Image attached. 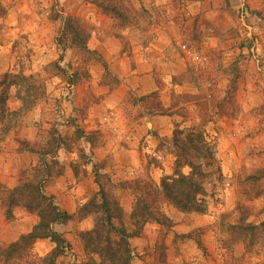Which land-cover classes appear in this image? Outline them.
I'll use <instances>...</instances> for the list:
<instances>
[{"label": "rangeland", "instance_id": "374dc122", "mask_svg": "<svg viewBox=\"0 0 264 264\" xmlns=\"http://www.w3.org/2000/svg\"><path fill=\"white\" fill-rule=\"evenodd\" d=\"M90 2L91 0H0V80L6 73L16 74L22 70L24 75L37 78L45 88V98L25 115L20 128L11 132L0 143V187L7 190L15 188L22 179V172L37 165L35 155L18 154V141H29L38 147L49 136L48 132L55 131L64 138L63 148L57 152V159L64 165V172L68 170L73 173V179L67 180V189L75 187L78 194L85 193L80 194V199H76L81 201L76 202L78 208L98 191L94 183V164H101L105 170L110 162L108 159L98 162L95 160L94 152L101 144L102 136L96 130H89L83 123L88 117V110L102 98L96 97L89 85V94L85 95L87 99L82 98L80 102L82 91L75 97L74 90L78 86L83 89V85L90 83L96 72L95 67H98L95 65L103 68L105 63L100 55L89 48L90 52L86 53L67 42L58 45L56 40L61 38L66 17L75 18L90 33L91 27L86 18L93 17L97 10ZM189 2L192 1L129 0L131 10L126 7L130 11L125 23L103 15L112 22L107 37L118 39L125 53L130 55L134 44L146 48L172 42L170 47L174 52L169 57L177 56L176 59H182L186 69L185 73L176 77L178 80H171V83L185 85L187 93H172L170 107L167 109L162 107L157 93L137 99L130 97L124 104L123 108L138 106V109L146 108L153 114L166 115L170 117L173 127L171 137L159 141L156 148L159 155L145 158L157 170L147 166V170L153 169L147 174L144 170V174L135 180L159 188L161 180L173 174L171 139L174 130L201 127L208 140L215 144L220 168V176L215 174L205 185L207 204L206 212L202 215L208 217H181L176 213L172 214L170 205L164 200L159 202V209L171 221L169 227L162 226L164 232L161 234L163 240L171 241V249L170 253L161 252L160 247L158 261L161 264H263L264 227L256 236L254 245L247 249L244 244L233 242L226 228L237 222L239 205L248 209L249 222L255 225L264 223V178L252 188L244 182L247 176L264 170V97L251 99L241 93L247 91L244 76L248 73L249 65H254V72L257 65V72H263V55L257 51L254 37L242 39L237 30L231 34L235 41L230 44L231 49H228L224 33L217 35L208 28L205 21L196 17ZM133 10L143 12L142 16H137ZM97 12L100 13L98 10ZM78 13L80 17L76 16ZM97 23L102 24L100 20ZM184 44L200 53L203 64H195L189 55L182 52L180 47ZM242 47L245 50L243 53ZM251 47L254 48V53L250 52ZM114 78L116 77L108 70L103 73L101 80L115 83L112 80ZM252 81L253 86L260 87L264 93V83ZM189 89H196L197 92L191 94ZM9 98V109L16 110L19 103L15 100L13 88L9 90ZM77 130L89 134V137L77 140ZM86 140H91V145ZM103 171L100 173L106 174ZM152 175H155L156 183L151 180ZM90 178L94 188L87 181ZM56 180L46 186L47 195L54 197L50 189ZM111 182L118 184L124 181ZM100 183L108 190L104 179L101 178ZM112 191L118 197L122 209L127 200L133 204V191L123 190L127 196L120 195L119 188ZM257 192L259 195L254 198ZM55 203L58 206V202ZM126 215L127 213L123 224L130 230ZM32 218L38 221L34 214L15 208L13 218L7 220L0 207V248L12 243L20 235L29 233L36 225ZM95 220V216L90 215L84 220L74 218L67 224L56 227V231L69 244L73 243L81 249L78 252L74 247L75 252H70L77 259L64 255L57 264H88L90 258L98 263L96 255L84 252L80 237V233L93 229ZM80 222H83L81 226L78 225ZM185 222H188L186 228L189 229L185 233L179 231V228L172 230L175 225L180 226ZM131 242L130 240V247ZM197 242H200L201 248L197 246ZM52 248L53 244L49 241H38L30 252V257L43 258ZM166 256L170 258L169 263ZM0 264L4 263L0 260ZM19 264H29V261L22 260Z\"/></svg>", "mask_w": 264, "mask_h": 264}, {"label": "trees", "instance_id": "16d2710c", "mask_svg": "<svg viewBox=\"0 0 264 264\" xmlns=\"http://www.w3.org/2000/svg\"><path fill=\"white\" fill-rule=\"evenodd\" d=\"M90 3L102 15L122 20L124 23L128 20V13L131 10L129 0H91ZM133 12L139 17L143 13L134 10ZM60 36L61 38L56 40L58 45L67 42L83 52H90L87 46L90 33L75 18L64 19ZM103 68L107 73L108 68L105 64ZM112 80L115 83L113 81L105 83L118 84L116 78ZM12 88L15 91V100L19 103L16 110L9 109L7 105L10 99L9 90ZM44 96V86L33 75H24L20 70L16 74L6 73L2 76L0 80V143L7 135L21 127L25 115L44 99ZM77 132V140L89 137V134L81 130ZM48 135L44 143L38 147L29 141H18V154L35 155L37 165L22 172V179L15 188L7 190L0 187V207L4 210L7 220L13 218L15 208H22L38 219L29 233L20 235L16 241L0 248V260L4 264H19L22 260H28L29 264H57L59 258L66 252L70 253V244L56 231V227L63 226L74 218L78 221L84 220L90 215L95 216L94 227L91 231L80 233V237L84 252L87 255H96L99 261L97 263L90 258L88 264H131L134 254L130 247V240L139 238L144 227L149 223L166 227L171 225V221L159 209V202L164 200L180 213L205 214L207 204L205 185L215 174L220 176L215 144L208 140L205 131L201 127L188 130L176 128L171 139L174 157L173 174L163 178L159 188L146 182L144 184L140 180L113 184L107 174L100 173L104 167L96 163L94 164L96 167L94 183L98 191L80 206L75 214L70 215L56 205L54 197L45 193L46 186L52 184L64 172V165L57 159V152L63 148L64 138L55 131L48 132ZM86 143L91 145V140H86ZM101 178L105 180L108 190L101 185ZM263 178L264 170H261L255 175L247 176L244 182L252 188L256 187ZM118 188L121 191L131 190L134 193H132L134 199L130 214L126 215L130 230L123 224L125 213L118 197L112 191ZM258 195L257 192L254 198ZM237 210L239 214L237 222L226 228L231 240L244 244V248L247 249L254 245L256 236L263 229L264 223L255 225L249 222L248 209L241 205L237 207ZM43 240L53 244L52 250L43 258L30 257L34 245ZM196 244L201 248L200 242Z\"/></svg>", "mask_w": 264, "mask_h": 264}, {"label": "crops", "instance_id": "0c3cea01", "mask_svg": "<svg viewBox=\"0 0 264 264\" xmlns=\"http://www.w3.org/2000/svg\"><path fill=\"white\" fill-rule=\"evenodd\" d=\"M191 1L189 4L194 8L197 18L205 21L208 24V28H211L217 35L224 33L228 49H231L230 44L235 41L232 40L233 36L231 34L236 32V30L242 39H248L249 34H252L257 43V51H260L264 59V0ZM241 5L245 6L249 13V28H247L250 30L249 34L245 28L240 26L237 20L238 9ZM76 16L80 17V13ZM99 20L102 24L97 23ZM86 21L91 27L88 48L100 55L108 70L118 80V84L111 85L103 82L101 80L104 73L102 71L103 68L100 65H95L98 67H95L96 72L93 75V80L83 85V89L80 88L81 86L76 87L74 95L76 97L79 95V91H82V97H79L80 102L82 98L86 100L85 95L89 94L87 89L90 85L91 88L89 89L94 95L102 98L98 103H95L94 107L88 110V117L83 123L86 124L89 130H96L102 136V142L95 150L94 157L97 162L104 159L109 160V166L103 172L113 182L135 180V178H140L144 174V170L145 174H147L148 171L155 168L145 158H154L159 155V151L156 152L157 145L161 139H169L171 137L173 127L170 117L166 115L153 114L146 108L138 109V106L123 108L124 104L130 97L137 99L157 93L162 107L167 109L170 107L169 99L172 93H187L185 85L180 86L171 83V80H176V77L185 73V64L182 59H176L177 56L169 57L174 52L172 47H170L172 42H163V44L158 46L154 45L146 48L134 44L129 55V53H125L122 50V45L118 39L107 37V33L112 26V22L107 17L96 10L94 11V16L87 17ZM241 51L242 53L245 51L243 47ZM257 67L258 65L256 66V72H254V65H249L248 73L244 76L247 91H241L242 94L248 95L251 99L264 97L260 87L253 86L254 81L252 80H258L259 84L264 83V67L262 66V73L257 72ZM195 91L197 92L196 89L194 91L189 89L191 94ZM86 126L84 127L85 129H87ZM147 166H152L153 168L147 170ZM72 176L73 173L66 170L50 189L55 201L58 202V206L70 215H73L78 208V203L76 202H81L76 199L80 197V194L84 193L78 194L75 191V187L67 189V180H72ZM151 180L156 183L155 175L151 176ZM87 181L90 182L91 187L94 185L91 178ZM120 195L125 196L126 192L120 191ZM62 199L63 202H60ZM131 205L132 202L127 200L126 206H123L124 213H130ZM171 208L170 212L172 214L176 213L181 215V217H208L207 215L193 213L184 214ZM32 220L35 224L37 223L35 218H32ZM83 222L78 223V225L81 226ZM187 223L185 222L180 226L175 225L172 230L179 228V231L185 233L189 230L186 228ZM162 232H164L162 226L155 223L147 224L141 236L131 240L134 254L131 264H161L158 261L160 247L162 249L161 252L170 253L169 250L171 249L169 246L171 241L163 240ZM17 239L18 237L12 241L14 242ZM74 247L75 244L70 243L69 249L71 253L75 252ZM75 248L78 252L81 251L78 246ZM71 253L66 252L65 255L75 258L76 256L71 255ZM135 255L142 257L139 258ZM166 261L168 263L170 261L168 256H166Z\"/></svg>", "mask_w": 264, "mask_h": 264}, {"label": "built area", "instance_id": "2783aa9c", "mask_svg": "<svg viewBox=\"0 0 264 264\" xmlns=\"http://www.w3.org/2000/svg\"><path fill=\"white\" fill-rule=\"evenodd\" d=\"M248 18H249V15H248V12L247 10L244 8L243 5H241V7L239 8L238 10V21H239V24L241 27L245 28L249 34V25H248ZM248 38L252 39L253 38V35L252 34H249ZM254 47V46H253ZM253 47L250 48V52L251 53H254L253 52ZM181 50L183 53H186L187 55L190 56V59L192 62H195V64H203V58L202 56L200 55L199 52H197V50H193L191 49L190 47H188L187 45H181Z\"/></svg>", "mask_w": 264, "mask_h": 264}]
</instances>
